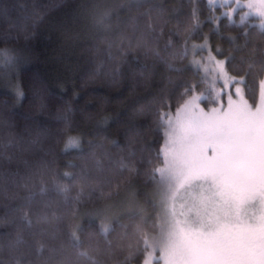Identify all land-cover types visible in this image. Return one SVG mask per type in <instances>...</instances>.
<instances>
[{
  "label": "trees",
  "instance_id": "1",
  "mask_svg": "<svg viewBox=\"0 0 264 264\" xmlns=\"http://www.w3.org/2000/svg\"><path fill=\"white\" fill-rule=\"evenodd\" d=\"M172 3L173 0H126L114 13L121 27L111 30L112 39L115 41L123 31L135 44L141 32L148 31V16L165 9V18L170 21H183L191 15L192 0H179L175 12L171 11ZM196 4L204 17L219 14L225 7L208 0H196ZM97 5L98 0H0V248L20 264H92L95 253L90 240L103 239L101 220L91 216L100 212L98 194L86 190L78 195L77 176L63 174L64 168H81L97 141L62 151L63 129L73 109L77 117L89 114L98 119L105 98L109 105L124 100L147 65L138 52L128 51L118 72L122 87L113 89L88 81L96 69V57L92 55L96 47L101 49L103 73L117 75L118 61L114 57L121 54L114 44L109 47L98 42L101 35L109 33L93 27L90 13ZM255 26L256 22L238 16L231 20L227 15L220 19L218 29H212L209 38L213 44L219 40L234 46L232 59L240 62L251 44L245 41L244 29L251 33ZM210 28L211 23L206 22L199 31ZM230 34L236 36L234 41ZM156 35L153 31L152 36ZM18 84L24 92L22 98L16 95ZM213 85L208 81L203 91L210 98L215 96ZM261 86L262 82L254 79L244 81L249 103L256 104ZM196 92L191 91L183 102ZM210 98L208 101L215 104L216 98ZM134 101L135 97H130L126 103ZM125 111L121 109L118 116L113 113L107 126L94 119L87 129L89 135L114 133L124 121ZM165 131L166 123L157 153L162 164ZM111 165L112 161L105 157L90 161L88 174L106 176ZM161 206L162 203L143 240V261L147 242L161 231Z\"/></svg>",
  "mask_w": 264,
  "mask_h": 264
},
{
  "label": "clouds",
  "instance_id": "2",
  "mask_svg": "<svg viewBox=\"0 0 264 264\" xmlns=\"http://www.w3.org/2000/svg\"><path fill=\"white\" fill-rule=\"evenodd\" d=\"M124 3L126 0H98L97 7L90 13L93 27L109 33L99 37V44L109 47L114 44L121 54L114 57L118 61L117 75L111 71L103 73L101 49L96 47L92 52L96 57V69L88 76V81L113 89L122 87L118 72L128 51L144 57L146 70H141L139 81L133 83L124 100L114 105H109L107 98L102 101L104 107L98 119L89 114L77 117L76 110H71L61 144L64 151L69 137L77 141L72 148L97 141V147L82 162L81 168L63 169L65 176H77L78 195L86 190L98 194L103 239L93 237L90 240L95 253L92 264H143V240L167 192V181L160 174L162 161L157 153L168 113L191 91L202 94L209 79L221 85L229 81L235 85L250 79L264 82V15L256 16L257 23L251 33L248 28L244 29L245 41L251 44L238 62L232 59L234 46H226L219 40L213 44L209 38L212 29L219 28L220 19L227 16L230 9L204 17L199 14L196 0H192V13L183 21L166 19L168 10L165 9L158 15L148 16V31H142L133 44L123 31L115 41L110 35L114 27H121L114 13ZM178 8L179 0H173L171 11ZM206 22H210L212 28L201 33L199 30ZM153 31L157 32L155 37ZM231 39L234 41L236 36L231 35ZM210 55L213 59H209ZM217 61L223 62V71L217 68ZM130 97H135V101L126 103ZM121 109H126L125 119L118 124L117 131L99 137L89 135L87 129L94 119L107 126L114 118L113 113L118 116ZM101 157L112 161L108 174L103 177L89 175L90 161H99ZM0 264L20 262L5 255L0 248Z\"/></svg>",
  "mask_w": 264,
  "mask_h": 264
},
{
  "label": "rangeland",
  "instance_id": "3",
  "mask_svg": "<svg viewBox=\"0 0 264 264\" xmlns=\"http://www.w3.org/2000/svg\"><path fill=\"white\" fill-rule=\"evenodd\" d=\"M248 3L211 2L231 20L257 23ZM208 81L214 97L193 93L166 117L161 231L143 264H243L248 256L255 264L264 253V82L252 104L244 82Z\"/></svg>",
  "mask_w": 264,
  "mask_h": 264
},
{
  "label": "snow or ice",
  "instance_id": "4",
  "mask_svg": "<svg viewBox=\"0 0 264 264\" xmlns=\"http://www.w3.org/2000/svg\"><path fill=\"white\" fill-rule=\"evenodd\" d=\"M209 2H213V0H209ZM225 2L227 3L228 0H225ZM248 6L251 8L253 6H256V11L260 12L261 15H264V0H249ZM209 59H213V57L210 55ZM217 68L221 71H223V62L222 61H217ZM16 92H17V96L19 98H22L24 96V92L22 89L21 85H17L16 86ZM77 143L76 139L73 137H69L65 150H69L70 148H72L73 145H75Z\"/></svg>",
  "mask_w": 264,
  "mask_h": 264
},
{
  "label": "flooded vegetation",
  "instance_id": "5",
  "mask_svg": "<svg viewBox=\"0 0 264 264\" xmlns=\"http://www.w3.org/2000/svg\"><path fill=\"white\" fill-rule=\"evenodd\" d=\"M257 257H258L259 259L256 261L255 264H264V260H263V258H264V253L261 252V251H258V253H257ZM250 258H251V257L248 256L247 259L245 260V262H244L243 264H252Z\"/></svg>",
  "mask_w": 264,
  "mask_h": 264
}]
</instances>
